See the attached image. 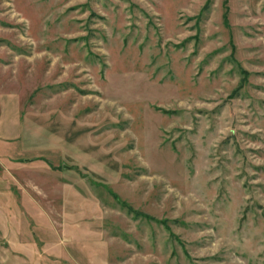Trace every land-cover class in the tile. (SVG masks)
I'll use <instances>...</instances> for the list:
<instances>
[{
  "label": "rangeland",
  "instance_id": "rangeland-1",
  "mask_svg": "<svg viewBox=\"0 0 264 264\" xmlns=\"http://www.w3.org/2000/svg\"><path fill=\"white\" fill-rule=\"evenodd\" d=\"M0 141V264H264V0H0Z\"/></svg>",
  "mask_w": 264,
  "mask_h": 264
},
{
  "label": "trees",
  "instance_id": "trees-1",
  "mask_svg": "<svg viewBox=\"0 0 264 264\" xmlns=\"http://www.w3.org/2000/svg\"><path fill=\"white\" fill-rule=\"evenodd\" d=\"M110 191L112 192V194L116 197L117 200L121 201V203L126 206L129 211H131L132 213H134V216L136 218H139V217H144L148 220H157L158 222H161L163 224H166L167 225V228L169 227L166 219H158V218H155L154 216L150 215V214H147L145 212H141V211H138L136 209H134L127 201L125 200H122L121 197L119 196V194L117 192H115L114 190L110 189Z\"/></svg>",
  "mask_w": 264,
  "mask_h": 264
},
{
  "label": "crops",
  "instance_id": "crops-1",
  "mask_svg": "<svg viewBox=\"0 0 264 264\" xmlns=\"http://www.w3.org/2000/svg\"><path fill=\"white\" fill-rule=\"evenodd\" d=\"M13 98H14V97L6 96V97L3 98V100H2L1 106H2V107H5V108H8V107H9V109L12 108V110H13V112H14V110H16V107H15V101L13 100ZM17 115H18L17 118H18V117L20 118V114H17ZM1 142H2V141H0V147H2V145H3ZM3 149H5L4 146H3ZM5 150H6V149H5Z\"/></svg>",
  "mask_w": 264,
  "mask_h": 264
}]
</instances>
